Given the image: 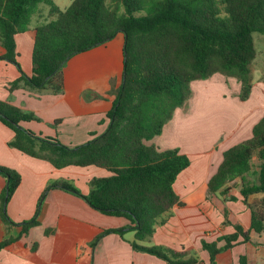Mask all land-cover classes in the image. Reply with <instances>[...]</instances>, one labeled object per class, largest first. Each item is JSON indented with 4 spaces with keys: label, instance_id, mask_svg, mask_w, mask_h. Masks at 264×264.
Returning <instances> with one entry per match:
<instances>
[{
    "label": "trees",
    "instance_id": "trees-1",
    "mask_svg": "<svg viewBox=\"0 0 264 264\" xmlns=\"http://www.w3.org/2000/svg\"><path fill=\"white\" fill-rule=\"evenodd\" d=\"M40 4L49 6L53 19L35 29L32 74L26 75L17 61L15 36L27 31ZM147 7L146 15L136 16ZM119 33L124 36L122 81L103 133L69 147L55 137L26 129L21 123L38 119L0 102V122L14 132L8 143L11 148L57 169L94 166L109 172L107 177L89 181L87 195L72 181L64 180L49 183L41 197L51 189L69 191L96 211L129 222L123 228L101 232L95 242L109 233L122 236L126 231H134L135 239L144 241L173 206L183 205L174 184L190 166V158L177 148L161 150L152 141L191 97L195 81L216 75L233 78L240 85L237 99L249 98L251 66L257 57L254 36H264V0H73L65 10L58 9L52 0H0V43L5 49L0 60L14 64L20 72L9 84V91L22 86L61 94V74L67 62ZM254 156L259 162L257 182L248 184L245 175ZM0 176L6 180L0 216L5 224L15 225L6 206L21 176L3 166ZM237 178L242 182L240 194L245 203L249 195H264V117L252 127L249 139L222 153L221 163L207 182L208 192L214 194ZM246 205L250 210L247 230L232 225L233 234L218 239L224 241L220 247L216 242H202L210 264H215L221 251L249 242L251 231L264 232V196ZM37 215L38 210L31 220L17 224L21 227L19 237L0 242V251L37 226ZM131 246L167 264L196 263L161 247L146 248L135 242Z\"/></svg>",
    "mask_w": 264,
    "mask_h": 264
},
{
    "label": "crops",
    "instance_id": "crops-1",
    "mask_svg": "<svg viewBox=\"0 0 264 264\" xmlns=\"http://www.w3.org/2000/svg\"><path fill=\"white\" fill-rule=\"evenodd\" d=\"M52 1L60 10L67 8L61 9ZM49 9L40 4L27 31L15 36L17 61L26 75L32 74L35 29L53 19ZM123 44L124 36L119 33L107 43L73 56L62 69V93L58 95L50 90L22 86L9 91V84L19 78L20 72L14 64L0 60V102L33 114L37 121L21 125L35 134L55 137L69 147L83 144L107 127V114L122 81ZM4 53L0 43V55ZM254 83L246 101L226 105L231 111L234 106L238 107L239 112L235 115L226 110L228 120L235 118L234 125L218 146L212 141L198 144L194 140V144L188 142L181 148L179 139L182 138L179 137L185 132L190 135L195 116L179 109L161 135L153 139L161 150L179 148L190 158L191 164L174 184V191L183 205L173 206L159 219L152 236L144 241H137L134 231H126L122 236L109 233L95 242L101 232L123 228L129 222L96 211L69 191L51 189L42 199L49 183L64 180L72 181L81 194L87 195L89 181L107 177L109 172L94 166L57 169L45 160L29 157L8 145L14 132L0 122V166L21 176L6 206L7 215L15 225L5 224L0 216V242L19 237L21 227L17 224L31 220L38 210V225L30 228L18 242L0 251V264H167L154 255L135 250L131 246L133 242L146 248L161 247L182 253L184 260L195 259V264H210L209 253L202 248V242H216L220 247L224 241L218 239L233 234L232 225L247 230L250 210L246 203L252 204L264 196L249 195L245 203L240 194L242 182L239 178L214 194L207 189L209 178L222 161V153L249 139L252 127L264 117V87ZM201 84L204 83L197 81L192 87ZM215 87L209 85L206 95L212 96ZM254 174L251 169L245 175V182L248 183ZM5 186L6 180L0 176V196ZM249 236V242H238L218 253L215 264H264V232L251 231Z\"/></svg>",
    "mask_w": 264,
    "mask_h": 264
},
{
    "label": "rangeland",
    "instance_id": "rangeland-1",
    "mask_svg": "<svg viewBox=\"0 0 264 264\" xmlns=\"http://www.w3.org/2000/svg\"><path fill=\"white\" fill-rule=\"evenodd\" d=\"M71 1L72 0H54V2L61 9L68 7ZM106 2L108 3L109 0H106ZM147 11L148 7L145 8V10L136 13V16L146 15ZM254 40L257 49V57L252 63L251 74L253 82H255L254 85L256 84L258 86L261 84L264 87V36L255 35ZM66 65L64 67H66ZM208 81H210V84ZM201 82L204 84H201V86H196V88H193L191 84L192 95L186 101L183 108L179 109L184 111V113L191 115V117L195 116V122L191 123L190 135L189 132H185L179 137L182 138L179 139L181 148L183 145L186 146L188 142L193 143L194 140L197 141L196 143L198 144L212 141L215 146H218L219 143L222 142L224 138H226L227 134L232 130L234 125L233 120L235 118L228 120L229 115L226 110L228 109L229 112H235V115L237 112H239V108H236V106H234L235 109L232 111L226 106L230 102H233V105L235 103H241L236 97L240 90V85L236 82V80L233 78H226L221 75H216L207 80H202ZM193 83H197V81ZM209 85L217 86L214 90L210 89V91L213 90L212 96L206 95L209 93ZM245 107H247V105L243 106L242 108L245 109ZM188 135L189 137H187ZM258 163L257 157L254 156L251 160V169L254 170L255 174L252 178L248 179V184L257 182L256 173L258 170L255 169L258 167Z\"/></svg>",
    "mask_w": 264,
    "mask_h": 264
}]
</instances>
